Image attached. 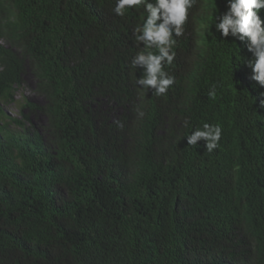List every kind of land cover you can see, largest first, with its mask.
Instances as JSON below:
<instances>
[{"label": "trees", "instance_id": "obj_1", "mask_svg": "<svg viewBox=\"0 0 264 264\" xmlns=\"http://www.w3.org/2000/svg\"><path fill=\"white\" fill-rule=\"evenodd\" d=\"M205 2L195 16L210 39L214 26L202 25L225 0H214L218 11ZM114 6L0 0V264H264V108L251 83L239 90L249 53L212 35L210 62L198 67L193 29L176 37L165 69L175 83L143 95L134 81L144 70L131 68L140 16ZM26 63L47 101L23 106L47 115L45 135L3 109ZM204 123L222 127L210 153L204 139L187 143ZM207 224L209 235L197 230Z\"/></svg>", "mask_w": 264, "mask_h": 264}, {"label": "clouds", "instance_id": "obj_2", "mask_svg": "<svg viewBox=\"0 0 264 264\" xmlns=\"http://www.w3.org/2000/svg\"><path fill=\"white\" fill-rule=\"evenodd\" d=\"M204 2L205 0H115V6L111 9L114 15L121 18L126 14L132 18L140 16V22L132 30V34L135 44L143 47L132 57L131 68H143L144 71L135 79V85L143 89L141 93L143 95L146 91L144 89H147V93L149 89H154L152 92L155 96L166 94L170 86L175 83V77L165 69L172 65L176 57V37L187 38L193 34L191 30L194 29L196 34L189 46L192 48L198 67L205 69L206 64L210 62L213 48L212 35L222 41L232 39L234 43L231 46L223 45L225 50L240 54L247 50L249 58L244 63L251 70V75L249 77L248 73L246 74L245 89L241 86L239 90L248 89L251 83L253 92L255 88L259 90V96H253L255 102L259 99V107L264 108V91L260 90L264 88V0H225V11L214 16L209 15L202 25L204 28H207L209 23L214 26L215 32L211 30L210 39L198 35L202 31L195 16V8H202ZM205 7L209 10L216 7L217 11L221 8L216 6L214 0H206ZM1 42L5 44L8 41L2 39ZM5 46L10 48L11 45L5 44ZM16 50L21 53V48ZM26 65V70L30 69L28 63ZM0 69H3L1 64ZM216 94L214 85L209 90L208 96L215 99ZM145 99L143 96V101ZM185 127H188V121H185ZM221 135L222 127L219 124L204 123L186 137L188 145L191 146L197 145L198 140L204 139L206 143L203 147L210 153L218 147ZM243 198L247 205L252 201L248 194ZM262 201L263 197L257 207L258 217L261 220L264 219V204H262L264 201ZM197 230L209 235V224Z\"/></svg>", "mask_w": 264, "mask_h": 264}, {"label": "rangeland", "instance_id": "obj_3", "mask_svg": "<svg viewBox=\"0 0 264 264\" xmlns=\"http://www.w3.org/2000/svg\"><path fill=\"white\" fill-rule=\"evenodd\" d=\"M6 45L10 46L9 42H5ZM23 84L22 87H20L16 92H15V100L16 102L12 103H4L3 109L4 111L11 115V116H17L20 117L23 115H26L25 120L28 121L29 125L31 127L35 128L38 132L41 134H44L45 127L48 124V117L47 115L43 112L40 111L39 109H31L28 106L24 105V97L28 98L31 102L43 106L46 104V97L38 92L37 90V78L34 75V73L30 70L27 69L23 74ZM109 102H105L102 105V108L107 109L108 107L111 109V112L113 114H117L120 112L121 108L116 107V106H109Z\"/></svg>", "mask_w": 264, "mask_h": 264}, {"label": "bare ground", "instance_id": "obj_4", "mask_svg": "<svg viewBox=\"0 0 264 264\" xmlns=\"http://www.w3.org/2000/svg\"><path fill=\"white\" fill-rule=\"evenodd\" d=\"M195 4H197V3H195ZM196 5H194V7H195Z\"/></svg>", "mask_w": 264, "mask_h": 264}]
</instances>
